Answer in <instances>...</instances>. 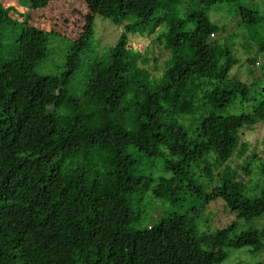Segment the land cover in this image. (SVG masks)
Returning <instances> with one entry per match:
<instances>
[{"label": "trees", "instance_id": "trees-1", "mask_svg": "<svg viewBox=\"0 0 264 264\" xmlns=\"http://www.w3.org/2000/svg\"><path fill=\"white\" fill-rule=\"evenodd\" d=\"M84 1L83 13L70 11L81 23L54 74L38 71L50 31L20 22L16 33L0 3V264H214L226 247L264 249V227L231 236L234 220L212 233L199 226L218 198L245 220L264 213V190L245 188L255 168L264 176L261 158L251 152L242 171L227 163L249 148L241 130L264 125L263 74L230 73L240 57L209 17L234 0ZM235 13L243 47L264 49L257 10ZM97 14L152 33L150 47L167 57L132 53L126 33L88 54ZM249 100L250 110L221 111ZM146 196L183 210L130 228Z\"/></svg>", "mask_w": 264, "mask_h": 264}, {"label": "rangeland", "instance_id": "rangeland-1", "mask_svg": "<svg viewBox=\"0 0 264 264\" xmlns=\"http://www.w3.org/2000/svg\"><path fill=\"white\" fill-rule=\"evenodd\" d=\"M0 3L1 7L13 18L16 24V33L21 27L20 22H26L29 25H35L50 31L48 36L49 55L38 67V71L41 74L58 73L63 64L67 47L81 23V21L75 20V18L80 17V13L74 14V12L70 13V11H72L73 7L78 6L81 13H83L87 10L85 1L65 0L61 2L59 0H51L47 5L39 8H30L27 0H0ZM240 4L254 7L257 10L258 17L261 18L259 23H263L264 27V0H234L233 2L217 3L209 12V17L213 22L222 26L224 32L227 31V33L222 31L220 33L221 37L231 40L233 52L240 57V62L231 69L230 73L239 76L242 80L254 81L255 76L260 77L263 74L264 77V49H259L257 45L253 44L249 50L247 47H243L244 38L241 35H244L245 30L238 25L240 17L235 13V8ZM64 11H67L66 15L68 18L64 17ZM93 31L94 34L87 45L88 54L93 53V49L103 51L105 47L114 44L122 33H126L129 40V49L132 53L141 54L146 51L152 52V49H154L155 54L159 56L160 63L167 57L164 49L154 46L150 47L152 33L148 31L140 33L131 22L130 24L125 22V24L119 25L111 19L97 14L94 17ZM150 52L149 56L152 55ZM247 57H256L260 64H250L247 61ZM252 102H255V100H249L248 102L237 101L221 111L227 114L250 110L249 105ZM263 135L264 125L262 123L251 128L242 129L241 141L244 144L248 143L249 148L244 154H241L242 146L239 147L227 163L239 170L240 165L245 163L247 156L249 157L251 152H255L261 158V163H264V152L260 144ZM245 179H248V177H245ZM263 180L264 176L259 172L258 168H255L250 180L245 185L248 194L253 196L264 190ZM142 209L141 218L137 222L131 223L129 225L130 228L152 224L156 222L157 217L163 216L170 211H182L183 207L171 204L166 199H150L149 196H146ZM233 220L235 224L230 232L231 236L249 227H264V213L249 220L236 217V213L231 211L220 198L214 199L204 206L200 215L199 226L202 230L212 233L217 228L230 224ZM226 250L228 251L227 257L221 262L214 264H264V249L256 251L253 250L252 246L246 245L241 248L226 247Z\"/></svg>", "mask_w": 264, "mask_h": 264}, {"label": "built area", "instance_id": "built-area-1", "mask_svg": "<svg viewBox=\"0 0 264 264\" xmlns=\"http://www.w3.org/2000/svg\"><path fill=\"white\" fill-rule=\"evenodd\" d=\"M211 35H213V34H211Z\"/></svg>", "mask_w": 264, "mask_h": 264}]
</instances>
